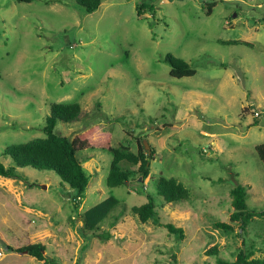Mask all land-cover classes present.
<instances>
[{
    "label": "rangeland",
    "instance_id": "1",
    "mask_svg": "<svg viewBox=\"0 0 264 264\" xmlns=\"http://www.w3.org/2000/svg\"><path fill=\"white\" fill-rule=\"evenodd\" d=\"M139 1L152 10L137 16ZM166 52L194 73L169 75ZM52 101L80 106L75 120L56 122L58 134L93 127L91 139L106 135L132 151L145 139L148 174L121 162L129 182L108 186L111 153L78 151L89 177L77 209L51 170L20 167L27 183L0 175L8 245L40 241L55 264H216L215 255L232 260L239 246L264 257V213L241 233L213 225L226 218L235 182L246 185L248 208H264V168L253 149L264 141V0H100L90 12L74 0H0L1 163H9L6 144L43 135ZM159 174L188 196L163 201ZM145 192L157 216L141 222L129 207ZM165 221L183 227L184 238ZM211 244L217 254L204 253ZM0 264L42 263L0 240Z\"/></svg>",
    "mask_w": 264,
    "mask_h": 264
},
{
    "label": "trees",
    "instance_id": "2",
    "mask_svg": "<svg viewBox=\"0 0 264 264\" xmlns=\"http://www.w3.org/2000/svg\"><path fill=\"white\" fill-rule=\"evenodd\" d=\"M84 11L94 10L100 0H74ZM151 1V0H146ZM152 10V4L137 2L135 4L136 15L139 16L142 9ZM149 24H151L149 22ZM235 42V41H228ZM162 60L168 64V74L174 77L191 75L195 69L188 62L177 57L170 52L164 53ZM264 102V101H263ZM80 106L77 102L52 101L48 106V113L44 116V123L41 126L42 136H34L25 141L11 142L2 148V154L9 158V163L0 162V175L6 177H17L24 183H27L26 175L19 171L20 167L30 166L36 169H48L53 171L61 181L73 190L70 195V201L74 209H77L81 199L84 197L85 186L89 174L81 164L77 152L85 148L105 149L111 153V160L105 184L114 186L122 184L125 180L129 182V172L120 165L121 162L136 164L138 176L143 178L148 174V156L149 153L144 148L142 141L137 139L136 150H130L127 145L119 144L111 146L107 136L103 138L91 139L93 127H88L82 131L76 132L72 137L58 134L54 131L57 121L69 122L77 118ZM257 120L253 118L252 124ZM139 141V142H138ZM253 149L258 156L264 168V141L254 144ZM137 176L135 177V180ZM155 192L161 196L165 202H174L185 199L188 196L187 188L174 177H165L157 175L154 180ZM231 199L229 201L230 210L223 220L213 221V225L223 230H235L237 233L245 232L246 227L253 216L264 213V208L259 210L250 209L245 202L246 185L235 182L229 189ZM145 201L131 205L130 211L137 215L139 221L144 222L149 218H156V209L154 196L150 192H145ZM79 196V198H76ZM105 204L115 201L110 199ZM92 209L90 212H92ZM89 213V211H87ZM85 213V212H84ZM167 231L173 234L177 239H183L184 228L174 225L169 221L160 222ZM108 233L105 231L100 236L105 237ZM0 240L6 249L17 252H25L39 260L42 264H55V257L50 255L45 248L44 243L40 241L27 242L19 246L12 247L8 245L2 236ZM206 254H217V247L214 244L208 245L204 249ZM251 251L239 246L232 260H226L215 255L216 264H264V257L251 256Z\"/></svg>",
    "mask_w": 264,
    "mask_h": 264
},
{
    "label": "crops",
    "instance_id": "3",
    "mask_svg": "<svg viewBox=\"0 0 264 264\" xmlns=\"http://www.w3.org/2000/svg\"><path fill=\"white\" fill-rule=\"evenodd\" d=\"M10 178V177H7ZM11 179V178H10ZM22 185H24V183H22ZM39 231L40 233H47L49 230L46 227H39L38 229H36V231ZM50 232V231H49Z\"/></svg>",
    "mask_w": 264,
    "mask_h": 264
},
{
    "label": "water",
    "instance_id": "4",
    "mask_svg": "<svg viewBox=\"0 0 264 264\" xmlns=\"http://www.w3.org/2000/svg\"><path fill=\"white\" fill-rule=\"evenodd\" d=\"M142 142H143L144 146L147 148V151H149V149H148V145H147L145 139H142ZM124 183H127V180H125Z\"/></svg>",
    "mask_w": 264,
    "mask_h": 264
},
{
    "label": "built area",
    "instance_id": "5",
    "mask_svg": "<svg viewBox=\"0 0 264 264\" xmlns=\"http://www.w3.org/2000/svg\"><path fill=\"white\" fill-rule=\"evenodd\" d=\"M255 114H257V112H255ZM76 198H79V196H76Z\"/></svg>",
    "mask_w": 264,
    "mask_h": 264
}]
</instances>
